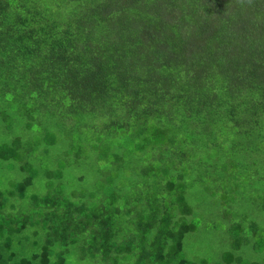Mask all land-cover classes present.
Returning a JSON list of instances; mask_svg holds the SVG:
<instances>
[{
  "label": "trees",
  "instance_id": "1",
  "mask_svg": "<svg viewBox=\"0 0 264 264\" xmlns=\"http://www.w3.org/2000/svg\"><path fill=\"white\" fill-rule=\"evenodd\" d=\"M244 149L264 157V0H0V165L19 177L0 191V264H63L75 246L100 264H211L183 254L197 193L227 221L212 264H244L241 247L264 253L256 221L229 218L264 212V169L233 171ZM70 166L92 191L67 190ZM33 225L43 244L16 258Z\"/></svg>",
  "mask_w": 264,
  "mask_h": 264
},
{
  "label": "rangeland",
  "instance_id": "2",
  "mask_svg": "<svg viewBox=\"0 0 264 264\" xmlns=\"http://www.w3.org/2000/svg\"><path fill=\"white\" fill-rule=\"evenodd\" d=\"M243 152H246V149L241 150L240 152L235 154L231 162H236V166H239L233 167V171L240 177V179L247 180L250 179L252 175H254V171L258 172L264 169V157L258 155L248 156V154L247 156H243ZM0 166L2 167L0 168V191H5L9 188L10 184L17 181L19 177L15 174L14 171H12V169H7L6 165L2 164ZM225 166L230 167L227 164ZM243 166L248 167V171L245 173V175L238 174L241 173L240 170L244 168ZM80 174H84L85 177L82 182L76 183L75 178ZM63 180L67 190L84 191V194L92 191L93 186L95 185L92 179L91 170L84 167H79L77 169L73 166H70L67 169V172L64 174ZM225 181L227 183L226 179ZM41 187L42 180L38 179L34 183L33 188L30 189V191H39ZM73 194L77 195L76 193ZM6 199L7 201H9V203H11V205L14 206V209L16 211L19 209H22L25 212L30 210L27 207L26 203H24V201H18L16 200V198L9 199L6 197ZM124 199L125 198L122 197L120 199V203L124 202ZM213 202V196L207 193H197L195 197L192 198L191 205H193V207H196L200 204V206L205 207L206 212H203L202 221L199 224L197 230L183 239V254L188 259H206L212 264L214 262L216 263L220 261L219 258L221 253L228 249L227 239L225 238L224 234L225 232L222 230L223 228L228 227L227 221L225 219L223 220L222 217L215 216V210H212V208H217V206L214 205ZM236 211L237 215H234L233 211H231V217L229 218H240L241 216H243L245 217L246 221L255 220L259 225V228H262V232L264 233V212L256 211L251 202L248 201L241 202L239 206L236 207ZM208 212L211 213L208 214ZM120 225L121 230L119 231V233L121 234V237L125 236L128 231L130 233L134 232V230L125 225L124 222H121L119 226ZM211 225L219 226V230H210L209 226ZM151 232H153V230ZM45 236V230L41 229L39 225L27 227L21 232V239H19V234L12 235L11 240L13 242V246L11 247V250L15 252L16 258H29L30 255L38 252L40 246L44 242ZM135 252L136 251L133 250L132 253L128 254V256L126 254H123L122 256L126 257V261L122 263H132L131 256ZM237 254L240 256L244 264H248L250 262L261 264L264 259V253H253L252 249L248 245L241 247L240 251L237 252ZM47 259V264H53L58 260V257L55 253H50ZM31 264L39 263L37 262V260H35V263L32 262ZM63 264H100V260H95L87 255H83V250L80 247L75 246L73 250L70 251L67 258L64 259Z\"/></svg>",
  "mask_w": 264,
  "mask_h": 264
}]
</instances>
